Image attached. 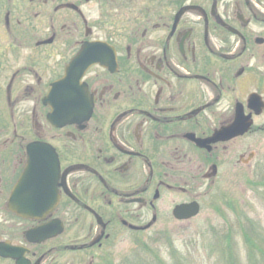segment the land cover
<instances>
[{
    "label": "flooded vegetation",
    "instance_id": "obj_1",
    "mask_svg": "<svg viewBox=\"0 0 264 264\" xmlns=\"http://www.w3.org/2000/svg\"><path fill=\"white\" fill-rule=\"evenodd\" d=\"M93 44L91 116L57 127L44 100ZM263 117L264 0H0V264H94L124 233L183 230L178 208L251 172ZM26 172L58 195L38 218L10 207Z\"/></svg>",
    "mask_w": 264,
    "mask_h": 264
},
{
    "label": "rangeland",
    "instance_id": "obj_2",
    "mask_svg": "<svg viewBox=\"0 0 264 264\" xmlns=\"http://www.w3.org/2000/svg\"><path fill=\"white\" fill-rule=\"evenodd\" d=\"M252 143L257 159L251 172L237 168L220 179L212 204L205 201L183 230L162 222L150 232L124 233L93 252L94 264H264V131ZM84 255L70 253L75 264H87Z\"/></svg>",
    "mask_w": 264,
    "mask_h": 264
},
{
    "label": "water",
    "instance_id": "obj_3",
    "mask_svg": "<svg viewBox=\"0 0 264 264\" xmlns=\"http://www.w3.org/2000/svg\"><path fill=\"white\" fill-rule=\"evenodd\" d=\"M100 46V44L86 46L66 67L64 76L51 85L44 103L51 109L48 120L53 125L64 127L89 120L93 103L88 96L87 88L81 83V78L91 62H94L89 61L88 55L97 51ZM45 150L49 151L48 148ZM38 177H41L40 173L33 177L26 172L12 193L10 207L19 217L38 218L58 202L57 192L54 190L53 193H49L44 188L47 184L45 174L43 178ZM31 210L37 213H29ZM174 215L179 219L190 220L199 215V207L197 204L185 205L178 208Z\"/></svg>",
    "mask_w": 264,
    "mask_h": 264
}]
</instances>
